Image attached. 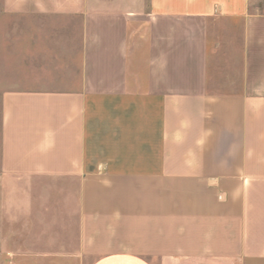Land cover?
<instances>
[{
  "label": "crops",
  "instance_id": "crops-1",
  "mask_svg": "<svg viewBox=\"0 0 264 264\" xmlns=\"http://www.w3.org/2000/svg\"><path fill=\"white\" fill-rule=\"evenodd\" d=\"M19 220L45 264H264V0H0Z\"/></svg>",
  "mask_w": 264,
  "mask_h": 264
},
{
  "label": "rangeland",
  "instance_id": "rangeland-1",
  "mask_svg": "<svg viewBox=\"0 0 264 264\" xmlns=\"http://www.w3.org/2000/svg\"><path fill=\"white\" fill-rule=\"evenodd\" d=\"M31 230L34 235L29 236L28 223L25 220H19L14 228L7 227L5 230L0 223V250H4L3 253L0 252V264H37L34 261L45 264V261L43 262L45 256L59 254L56 251L60 248L63 238L46 236L45 231L39 226ZM28 248L35 249L36 252H28ZM12 250L19 252L12 253Z\"/></svg>",
  "mask_w": 264,
  "mask_h": 264
}]
</instances>
